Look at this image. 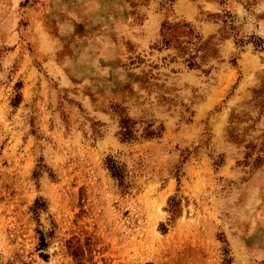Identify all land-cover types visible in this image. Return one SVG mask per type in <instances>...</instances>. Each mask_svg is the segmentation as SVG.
Segmentation results:
<instances>
[{
  "label": "rangeland",
  "instance_id": "1",
  "mask_svg": "<svg viewBox=\"0 0 264 264\" xmlns=\"http://www.w3.org/2000/svg\"><path fill=\"white\" fill-rule=\"evenodd\" d=\"M0 264H264V0H0Z\"/></svg>",
  "mask_w": 264,
  "mask_h": 264
},
{
  "label": "trees",
  "instance_id": "2",
  "mask_svg": "<svg viewBox=\"0 0 264 264\" xmlns=\"http://www.w3.org/2000/svg\"><path fill=\"white\" fill-rule=\"evenodd\" d=\"M225 26H226V21H224V27ZM228 29H232V28H228ZM236 44L238 46H241L243 44V41L242 40L236 41ZM189 66H192V64H189ZM119 128H120L119 136L123 141H129L135 138L136 131L134 130V127L132 126L131 122L128 119H121L119 121ZM158 135L159 133L157 129H151L150 127H148V129L143 131V137L147 139L157 137ZM110 170L112 172V176L114 177L118 176L115 167L113 166L110 167ZM170 207H172V205Z\"/></svg>",
  "mask_w": 264,
  "mask_h": 264
}]
</instances>
